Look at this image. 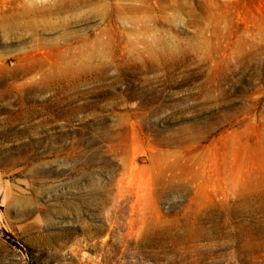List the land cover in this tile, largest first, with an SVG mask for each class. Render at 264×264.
<instances>
[{"label":"rangeland","instance_id":"obj_1","mask_svg":"<svg viewBox=\"0 0 264 264\" xmlns=\"http://www.w3.org/2000/svg\"><path fill=\"white\" fill-rule=\"evenodd\" d=\"M142 1L0 0V264H264V0Z\"/></svg>","mask_w":264,"mask_h":264},{"label":"bare ground","instance_id":"obj_2","mask_svg":"<svg viewBox=\"0 0 264 264\" xmlns=\"http://www.w3.org/2000/svg\"><path fill=\"white\" fill-rule=\"evenodd\" d=\"M78 0H75L77 3ZM213 0H204V3L199 6V8H193L187 3L181 0H160L158 9L166 10L169 9L172 11L171 17H164L166 21L174 22L181 19L180 15H186L188 17V23L192 25H200L202 18L200 17L201 12L207 11L206 3H212ZM155 8H151L146 0L142 1L139 6L137 5H121L115 4L110 10L109 14L121 16V15H134L139 13H152ZM201 12H200V11Z\"/></svg>","mask_w":264,"mask_h":264}]
</instances>
